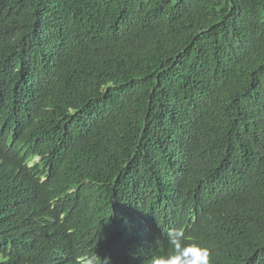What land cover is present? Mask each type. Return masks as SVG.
I'll return each mask as SVG.
<instances>
[{
    "label": "trees",
    "instance_id": "obj_1",
    "mask_svg": "<svg viewBox=\"0 0 264 264\" xmlns=\"http://www.w3.org/2000/svg\"><path fill=\"white\" fill-rule=\"evenodd\" d=\"M174 228L264 264V0H0V264H149Z\"/></svg>",
    "mask_w": 264,
    "mask_h": 264
},
{
    "label": "clouds",
    "instance_id": "obj_2",
    "mask_svg": "<svg viewBox=\"0 0 264 264\" xmlns=\"http://www.w3.org/2000/svg\"><path fill=\"white\" fill-rule=\"evenodd\" d=\"M167 238L171 251L151 256L149 264H210V249L198 242H186L180 229H171ZM93 255L101 264H110L108 257Z\"/></svg>",
    "mask_w": 264,
    "mask_h": 264
}]
</instances>
